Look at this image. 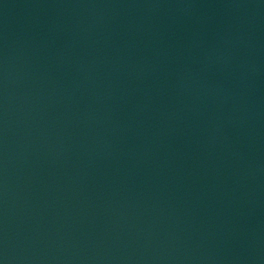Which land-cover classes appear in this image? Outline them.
Segmentation results:
<instances>
[{
  "label": "water",
  "instance_id": "obj_1",
  "mask_svg": "<svg viewBox=\"0 0 264 264\" xmlns=\"http://www.w3.org/2000/svg\"><path fill=\"white\" fill-rule=\"evenodd\" d=\"M0 264H264V0H0Z\"/></svg>",
  "mask_w": 264,
  "mask_h": 264
}]
</instances>
